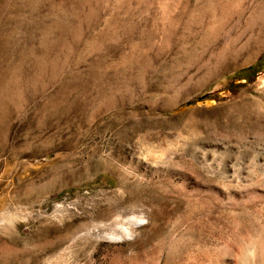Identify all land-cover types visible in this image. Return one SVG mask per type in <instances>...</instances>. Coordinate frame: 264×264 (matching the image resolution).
Segmentation results:
<instances>
[{
    "label": "rangeland",
    "instance_id": "1",
    "mask_svg": "<svg viewBox=\"0 0 264 264\" xmlns=\"http://www.w3.org/2000/svg\"><path fill=\"white\" fill-rule=\"evenodd\" d=\"M0 264H264V0H0Z\"/></svg>",
    "mask_w": 264,
    "mask_h": 264
},
{
    "label": "bare ground",
    "instance_id": "2",
    "mask_svg": "<svg viewBox=\"0 0 264 264\" xmlns=\"http://www.w3.org/2000/svg\"><path fill=\"white\" fill-rule=\"evenodd\" d=\"M226 1V0H225ZM233 2V1H232ZM225 3V2H224ZM223 6H224V4H223ZM228 7V6H227ZM174 9H175V7H174ZM227 9V8H226ZM237 9V8H236ZM235 9V10H236ZM224 13V12H223ZM233 48V47H232ZM235 55V54H234ZM228 59V58H227ZM253 59V58H252ZM249 60H250V58H247V59H244L243 60V63L242 64H246V63H248L249 62ZM233 61H234V59H233ZM229 63V62H228ZM228 63H226V61H224L223 60V62H222V68H226L227 66H229L228 65ZM232 64V63H231ZM233 64H237V63H233ZM235 66V65H234ZM106 160V159H105ZM111 160V159H110ZM108 161H109V159H108ZM106 162V161H105ZM112 162V161H111ZM112 164V163H111ZM107 165H109V164H107ZM104 166V169L106 168V165H103ZM106 170V169H105ZM107 170H109V169H107ZM111 171V170H110ZM114 171V170H113ZM116 173V172H115ZM119 173V172H118ZM120 176V175H119ZM125 230V229H124ZM124 233H128V231L127 230H125L124 231Z\"/></svg>",
    "mask_w": 264,
    "mask_h": 264
},
{
    "label": "trees",
    "instance_id": "3",
    "mask_svg": "<svg viewBox=\"0 0 264 264\" xmlns=\"http://www.w3.org/2000/svg\"><path fill=\"white\" fill-rule=\"evenodd\" d=\"M255 66H257V63L251 67H249L248 69L252 70ZM257 74V72L254 74V76ZM239 80H248L249 77H246V78H238ZM230 90V89H229ZM231 91V90H230ZM208 97V94H203L202 96L198 97L197 98V101H200V100H203V99H206Z\"/></svg>",
    "mask_w": 264,
    "mask_h": 264
}]
</instances>
